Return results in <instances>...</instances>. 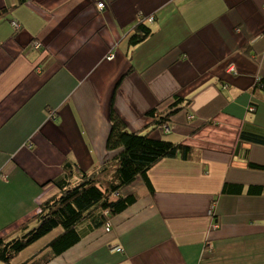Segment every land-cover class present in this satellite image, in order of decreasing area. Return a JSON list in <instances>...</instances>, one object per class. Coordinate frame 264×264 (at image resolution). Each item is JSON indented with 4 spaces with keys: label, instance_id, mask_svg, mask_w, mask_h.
I'll return each instance as SVG.
<instances>
[{
    "label": "crops",
    "instance_id": "1",
    "mask_svg": "<svg viewBox=\"0 0 264 264\" xmlns=\"http://www.w3.org/2000/svg\"><path fill=\"white\" fill-rule=\"evenodd\" d=\"M2 9L12 11L0 20V239L59 194L66 164L88 174L116 157L106 148L112 108L130 132L191 150L151 168L153 193L142 179L124 191L138 201L110 233L84 222L62 256L46 262L40 242L14 264H264V195H248L264 188V171L251 168L264 166V147L240 143L244 130H264V0H0ZM151 17V36L131 47ZM156 109L172 113L169 134L148 116ZM226 184L244 191L223 194Z\"/></svg>",
    "mask_w": 264,
    "mask_h": 264
},
{
    "label": "trees",
    "instance_id": "2",
    "mask_svg": "<svg viewBox=\"0 0 264 264\" xmlns=\"http://www.w3.org/2000/svg\"><path fill=\"white\" fill-rule=\"evenodd\" d=\"M11 11L0 10V20L11 14ZM151 34L148 20H142L129 39L130 46L142 44ZM259 86L264 91V78ZM181 104L183 100L176 98L170 109L177 110ZM171 114L166 115L156 109L149 112L148 116L162 129L170 121ZM110 122L111 131L106 148L109 152L117 153L116 157L88 174L79 170L75 164H66L64 176L55 181L59 194L42 203L38 214L26 223L20 232L0 239V264H14L22 253L40 242L46 243V248L51 253L46 262L62 256L80 242L82 236L78 227L82 223L87 222L92 224L94 229H100L138 201L136 195H123L138 179H142L148 190L153 193L148 173L155 164L165 159L186 160L190 157L191 150L188 147L174 144L167 139H154L143 132H130L127 124L113 108ZM240 143L264 147V130H244ZM251 168L264 171V166L251 164ZM243 191L242 186L226 184L223 194L241 195ZM248 195L262 196L264 188L250 186ZM24 264H28V261Z\"/></svg>",
    "mask_w": 264,
    "mask_h": 264
},
{
    "label": "built area",
    "instance_id": "3",
    "mask_svg": "<svg viewBox=\"0 0 264 264\" xmlns=\"http://www.w3.org/2000/svg\"><path fill=\"white\" fill-rule=\"evenodd\" d=\"M103 7H104L103 4H99V5H98V8H99V9H102ZM154 21H155V18H154V17H151V18L148 19V23H150V24H151V23H154ZM13 26H14L16 29H20V25L17 24L16 22L13 23ZM34 48H35V50H40V49L42 48V46H41V44H35V45H34ZM113 58H114L113 55H111L108 59H109V60H112ZM231 71L234 72L235 69H232ZM191 119L193 120V117H191ZM162 130L164 131L165 134H169V133H170V127H169V126H163V127H162ZM209 215H210L211 217H213V216H214V210H209ZM104 227H105V231H106L107 233H110V232H111V227H112L111 222H108ZM115 251L118 252V253H122V252H123V249H122L121 247H117V248L115 249Z\"/></svg>",
    "mask_w": 264,
    "mask_h": 264
},
{
    "label": "rangeland",
    "instance_id": "4",
    "mask_svg": "<svg viewBox=\"0 0 264 264\" xmlns=\"http://www.w3.org/2000/svg\"><path fill=\"white\" fill-rule=\"evenodd\" d=\"M166 139H168L169 137H165ZM210 210H213V207H212V209H210ZM56 236V233L54 232V237ZM53 237V238H54Z\"/></svg>",
    "mask_w": 264,
    "mask_h": 264
}]
</instances>
